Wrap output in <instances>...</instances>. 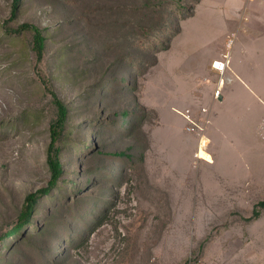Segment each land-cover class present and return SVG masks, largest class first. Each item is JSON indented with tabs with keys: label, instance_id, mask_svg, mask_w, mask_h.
I'll return each instance as SVG.
<instances>
[{
	"label": "rangeland",
	"instance_id": "374dc122",
	"mask_svg": "<svg viewBox=\"0 0 264 264\" xmlns=\"http://www.w3.org/2000/svg\"><path fill=\"white\" fill-rule=\"evenodd\" d=\"M197 1L20 0L13 17L14 0H0V264H264V198L244 214L237 188L214 197L211 123L198 150L221 76L214 92L199 85L196 48L187 71L168 69ZM26 23L46 38L41 62L33 31H6ZM50 90L68 109L63 173L12 234L51 180Z\"/></svg>",
	"mask_w": 264,
	"mask_h": 264
},
{
	"label": "crops",
	"instance_id": "0c3cea01",
	"mask_svg": "<svg viewBox=\"0 0 264 264\" xmlns=\"http://www.w3.org/2000/svg\"><path fill=\"white\" fill-rule=\"evenodd\" d=\"M202 4L209 9L201 10ZM181 22L168 69L196 70L199 85L214 92L219 74L212 64L225 54L230 57L227 82L217 99L219 109L211 113L213 162L208 165L215 170L211 182L222 184L221 190L213 191L214 197L229 200L230 191L237 188L242 200L238 211L248 214L249 205L264 198V139L260 133L264 118V0H199L193 14ZM202 23L210 24L213 32L207 34ZM204 36L212 41L211 47L197 42ZM193 48L205 53V63L191 61L186 69L187 55ZM232 122L236 123L233 128ZM224 205L223 213L234 212L230 201Z\"/></svg>",
	"mask_w": 264,
	"mask_h": 264
},
{
	"label": "trees",
	"instance_id": "16d2710c",
	"mask_svg": "<svg viewBox=\"0 0 264 264\" xmlns=\"http://www.w3.org/2000/svg\"><path fill=\"white\" fill-rule=\"evenodd\" d=\"M199 2V0L196 2V4ZM20 3V0H14V6H13V17L16 15V11L18 9V5ZM195 4V5H196ZM193 13L189 14L187 17H190ZM31 30L33 31V48L34 51L37 54L38 62H41L44 56V51L46 48V38L43 34V31L38 28L35 25L32 24H23L18 29L13 30L10 28H7L6 31L10 33H20L22 31ZM51 91V90H50ZM52 97L54 99V103L57 108V119L52 123L51 125V143L49 145V151H48V166L51 171V180L48 183V186L46 188H43L39 190L38 192H35L34 194H30L26 199V204L24 211L22 213V222L15 227L14 231L11 232L14 234L15 232L22 229L25 225L30 223L34 211L35 206L37 205L38 201L47 195L51 193L53 189H55L59 183V180L61 178V175L63 173V165L59 156L60 150L56 147V144L61 136L62 130L64 129V126L67 122L68 118V109L67 106L57 97V95L51 91ZM259 206L264 207V201L259 204Z\"/></svg>",
	"mask_w": 264,
	"mask_h": 264
},
{
	"label": "built area",
	"instance_id": "2783aa9c",
	"mask_svg": "<svg viewBox=\"0 0 264 264\" xmlns=\"http://www.w3.org/2000/svg\"><path fill=\"white\" fill-rule=\"evenodd\" d=\"M250 1L254 2L257 0H250ZM229 60H230L229 55L225 54L222 56V58L220 60H217V61L213 62V64H212L213 69H215L218 72V74L221 76L219 83H218V90L215 93L216 98H218L220 96V94H221L220 90L223 87V85L225 84V81H226L225 76H226V73L228 71ZM204 112L206 113L207 110H204ZM183 116L186 118V120L194 123V121L191 120V115L189 114L188 111ZM210 123H211L210 120H206V121H204V123L201 126H199V125L197 126V128L199 130L198 136L200 137L198 150L203 148L207 153H208V149H207L208 139L205 136V129L208 128ZM260 133H261L262 138L264 139V118H263L261 125H260ZM196 157H198L197 154H196Z\"/></svg>",
	"mask_w": 264,
	"mask_h": 264
}]
</instances>
